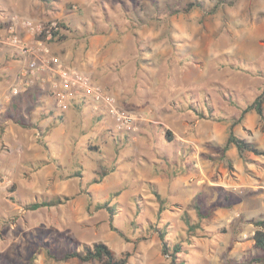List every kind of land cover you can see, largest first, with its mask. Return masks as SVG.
Segmentation results:
<instances>
[{"label": "rangeland", "instance_id": "374dc122", "mask_svg": "<svg viewBox=\"0 0 264 264\" xmlns=\"http://www.w3.org/2000/svg\"><path fill=\"white\" fill-rule=\"evenodd\" d=\"M190 1L155 0L159 10ZM201 1L203 8L163 17L156 16L152 0H0V12H37L57 21L66 39H51L49 46L84 35L108 36V56L114 61L107 66L117 72L123 103L132 102L145 117L135 135L116 130L110 117L89 119L85 108H69L65 122L57 120L46 129L12 117L14 128L3 127L0 144V264H101L52 258L95 241L117 254L129 253L126 264H168L157 232L144 230L148 224L166 229V239L182 241L178 262L237 264L244 259L229 254L235 228L211 224L224 195L233 203L232 191L207 183L200 188L191 178L197 177V158L206 161L210 180L224 166L233 170L217 156L222 145L202 144L209 153L200 149L203 132L197 125L215 121L206 117L209 108L226 120L238 116L260 92L264 0H222L216 12L209 9L217 0ZM187 123L198 128L196 135L183 131ZM172 130L195 141L180 146ZM153 190L164 201L160 212ZM55 195L69 199L26 208ZM195 197L208 217L191 236L183 213L188 210L196 219ZM104 202L115 206L113 216L96 207Z\"/></svg>", "mask_w": 264, "mask_h": 264}, {"label": "crops", "instance_id": "0c3cea01", "mask_svg": "<svg viewBox=\"0 0 264 264\" xmlns=\"http://www.w3.org/2000/svg\"><path fill=\"white\" fill-rule=\"evenodd\" d=\"M10 10L12 9L10 8ZM12 13L16 12H0V34L4 33L5 19ZM17 14L34 20H45L38 16L37 12L23 10ZM109 40L110 38L104 34L84 35L73 42L51 43L50 48L66 65L89 74L94 81L115 94L122 107L135 112V106L132 102L123 103L120 96L117 72L107 66L108 63L114 61L112 56H108ZM27 60V57L20 56L10 49L0 52V144L1 133L5 129L3 127H9V130L12 131L14 128L12 117H15V115L23 120L24 124L33 123L34 125L29 126L37 128L36 125L42 127V129H46L50 124L54 125L57 120L65 122L66 112L71 107H76L79 110L85 108L86 112H83V114L88 113L89 119H98L99 116L109 118L104 112L95 113L92 111L89 98L81 95L72 98L66 109L56 108L51 83H47L43 88L38 85L34 87L21 85L19 86V93L12 95L10 92L11 87L18 84L17 79L22 69L27 65ZM99 121L103 122L102 120ZM103 124L101 123L100 126L102 127ZM230 124L231 118L197 125L199 128L201 127V132H203L198 139L201 144L200 149L204 153H209L202 144L213 143L223 146L227 139ZM194 130H196L195 133ZM183 131L186 133L191 131V134L196 135L198 128L194 129L193 125L187 123ZM172 132L174 139L180 146L184 142L191 143L195 141L193 135L189 139H184L174 130ZM234 132L237 136L256 144L257 148L264 151V129L255 110L252 109L245 113L241 122L234 126ZM225 155L230 160L233 170H229L224 166L223 169L217 172L219 177L210 180L208 175H211V173L205 169V166H207L206 161L203 162L197 158V177L191 179H196L195 185L200 188L207 183L208 185L218 186L223 191H232L233 203L226 202L229 197L224 195V198L219 201L220 205L212 213L211 224H218V226L222 224L226 227L235 228L236 241L233 244L229 243V254L237 253L239 258H245L251 253L246 250L253 246L251 236L255 230L253 221L256 219L254 215L259 211L264 213V154H254L248 151L245 153L244 158H241L237 148L231 145ZM0 158H2L1 151ZM220 161L222 163L223 160L220 159ZM217 162L219 161L217 160ZM191 209L195 208L191 207Z\"/></svg>", "mask_w": 264, "mask_h": 264}, {"label": "built area", "instance_id": "2783aa9c", "mask_svg": "<svg viewBox=\"0 0 264 264\" xmlns=\"http://www.w3.org/2000/svg\"><path fill=\"white\" fill-rule=\"evenodd\" d=\"M4 33L0 34V52L10 49L28 58L27 65L11 87V94L19 93V86L40 88L51 83L56 108L63 110L76 95L89 98L92 111L104 112L113 121L114 128L135 135L139 123L145 120L140 112H132L121 106L117 96L94 81L89 74L66 65L54 53L49 41L59 31L55 20H34L17 13L5 19ZM42 36V37H41Z\"/></svg>", "mask_w": 264, "mask_h": 264}, {"label": "trees", "instance_id": "16d2710c", "mask_svg": "<svg viewBox=\"0 0 264 264\" xmlns=\"http://www.w3.org/2000/svg\"><path fill=\"white\" fill-rule=\"evenodd\" d=\"M153 1V5L155 6V14L156 16H171L173 14L179 13V12H189L194 8H203V2L201 0H191L184 6H179L177 4H168L165 6L163 10H159L157 7V4L155 0ZM222 0H217L215 5L212 6L209 9V12H216L218 9V6L221 4ZM236 1V0H234ZM91 32L90 34H92ZM59 37V39L63 40L66 39V36L60 35V32H54L53 38L55 39ZM255 110L257 115L259 116V120L262 124V127L264 129V82L263 86L260 90V92L253 98V100L250 103H247L245 106L242 107L240 110V114L236 117L231 118V124L228 128V135L225 143L221 147V154L219 155V158L221 160H225L228 167L232 169V165L230 160L226 157L225 152L229 149L231 145H234L237 148L238 154L241 158H244L245 153L250 151L254 154H264L263 150H260L257 148V145L251 142L246 141L245 139L237 136L234 132V126L241 122L243 119L245 113H247L250 110ZM196 111V110H195ZM209 114L206 116L207 118H211L216 121L226 120L222 116H215L211 109H208ZM198 115L203 117V112H198ZM17 123L24 125L22 120H16ZM170 132L167 131V134ZM168 140H171L170 134L168 135ZM41 163H38L39 167ZM79 173V172H78ZM105 174H101V177L98 178V180H94L93 182H99L102 177H104ZM153 193L155 197L159 200V206L160 210L164 209V201L160 198L159 192L156 190H153ZM69 199L66 195H55L51 197H45L39 200H35L33 202H30L26 204V208L29 210H36L40 207H50L55 206L59 204L65 203ZM201 201H198V199L195 197L193 202L194 210L197 213V217L194 221L191 220L190 215L188 214V210H185L183 213V220L187 224L186 230H188V234L194 235V233L198 230H202V224L201 222L208 217V214L202 213L201 208ZM97 208L105 207L108 209L110 214L113 216L114 211L116 210L114 205H110L107 202H104V204H98L96 206ZM255 230L254 233L251 236V239L253 241V247L254 251L248 254L242 261H240L237 264H264V218L256 220L254 222ZM115 229V227L113 226ZM146 231L150 232H157L161 244H162V252L164 255H166L169 259L168 264H184L183 260L181 262H178V254L182 251V241H171L166 239L167 231L163 228H158L155 224H148L147 228H144ZM129 257V253L124 252L121 254H117L112 248H110L106 243L102 241H95L92 244H80L74 249H71L67 252H65L62 256L56 257L55 255L52 256L55 260H66L69 258H76L80 262H88L92 260L100 261L101 264H126Z\"/></svg>", "mask_w": 264, "mask_h": 264}]
</instances>
